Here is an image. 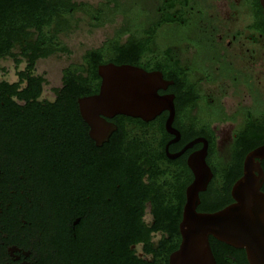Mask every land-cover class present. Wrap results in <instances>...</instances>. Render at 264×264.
Wrapping results in <instances>:
<instances>
[{"label":"trees","instance_id":"1","mask_svg":"<svg viewBox=\"0 0 264 264\" xmlns=\"http://www.w3.org/2000/svg\"><path fill=\"white\" fill-rule=\"evenodd\" d=\"M117 2L101 0L95 6L76 0H0V158L41 162V175L53 183L51 198L58 213L69 198L72 218L91 210L93 218L109 220L112 229L101 239L79 234L65 238L61 256L67 264H169L182 240L179 226L186 189L193 180L191 170L184 161L172 165L166 159L163 124L158 129L119 117L118 132L103 148H96L78 105L80 98L99 92V66H143L142 57L150 47L138 41L123 44L127 32L120 29L101 47L87 50L80 63L63 70L62 86L54 89L53 100L43 98L48 82L36 74L38 61L72 54L63 38L79 27L78 15L87 17L93 30L112 26ZM6 60H12L18 71L14 83L3 79L6 70L1 62ZM247 143L252 148L260 144L258 138ZM65 159L80 161L88 175H96L100 203L79 204L84 195L80 185L66 191L67 173L59 163ZM235 162L229 169L214 167L215 182L200 195L199 212H216L232 201L231 187L242 174L243 159ZM75 172L79 170L73 163L70 174ZM148 202L150 221L145 219ZM210 244L217 264H249L244 250L214 238Z\"/></svg>","mask_w":264,"mask_h":264},{"label":"flooded vegetation","instance_id":"2","mask_svg":"<svg viewBox=\"0 0 264 264\" xmlns=\"http://www.w3.org/2000/svg\"><path fill=\"white\" fill-rule=\"evenodd\" d=\"M117 1L113 37L123 29V44L138 41L150 47L143 66L124 65L161 73L169 85L159 95L174 96L172 126L178 137L166 131V159L188 166V158L204 144L188 146L204 140L214 174L209 187L215 182L214 167L229 169L242 158V174L235 184L247 155L264 144V0ZM119 117L125 116L108 120L117 127L110 139L119 130ZM169 117L164 111L149 122L127 118L156 128L163 124L166 130ZM89 131L96 148L110 142L98 147ZM257 138L260 144L252 148L247 141ZM59 163L67 173L66 191L79 185L83 190L79 204L101 202L94 173L88 175L80 161ZM73 163L79 172L71 175ZM261 165L264 170V160ZM41 166L30 157L0 158V264H67L61 256L65 238L79 234L97 240L112 229L108 219L93 218L91 210L72 218L69 198L58 213L51 198L53 183L41 175ZM146 213L145 219L151 220L149 202Z\"/></svg>","mask_w":264,"mask_h":264},{"label":"water","instance_id":"3","mask_svg":"<svg viewBox=\"0 0 264 264\" xmlns=\"http://www.w3.org/2000/svg\"><path fill=\"white\" fill-rule=\"evenodd\" d=\"M100 90L78 100L79 112L88 125L89 135L102 147L117 127L108 120L117 116L153 121L164 111L170 112L166 123L169 134L175 117L174 96H160L169 85L159 72L149 73L132 65L113 63L99 66ZM188 158L193 181L186 189V202L179 226L181 244L171 254L169 264H217L210 239L237 250H244L249 264H264V144L250 152L244 162L242 177L233 185V203L212 213L199 212L200 195L207 191L213 172L207 163L208 144Z\"/></svg>","mask_w":264,"mask_h":264},{"label":"rangeland","instance_id":"4","mask_svg":"<svg viewBox=\"0 0 264 264\" xmlns=\"http://www.w3.org/2000/svg\"><path fill=\"white\" fill-rule=\"evenodd\" d=\"M77 2H86L92 5H98L101 0H76ZM79 19L78 28L72 32L68 37H64L63 40L72 54L60 55L58 57H51L49 59L40 60L36 66V74L42 75L48 82V85L44 88L43 98L48 100L54 99V89L62 86L63 70L71 64L80 63L82 57L87 50L93 48H99L103 43L111 38L114 34V26H106L99 29H91L90 21L83 15H78ZM2 68H5L6 74L3 76L4 80L10 83L17 81V69L12 60H6L1 62ZM25 65H21L19 70H23ZM150 221V217L146 218ZM141 254V248H138Z\"/></svg>","mask_w":264,"mask_h":264}]
</instances>
